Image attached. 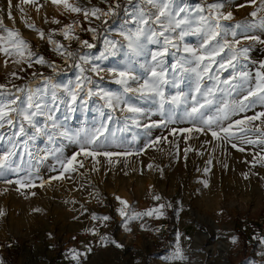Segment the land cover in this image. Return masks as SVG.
Wrapping results in <instances>:
<instances>
[{"label": "rangeland", "instance_id": "obj_1", "mask_svg": "<svg viewBox=\"0 0 264 264\" xmlns=\"http://www.w3.org/2000/svg\"><path fill=\"white\" fill-rule=\"evenodd\" d=\"M118 1L69 0V3L82 9L107 11L110 5L115 8ZM215 2L219 0H177V4L192 10L204 7V15H208L207 5ZM259 3L260 0H256L255 5L249 0H228L231 6L226 5L222 9L231 11L232 19L220 21L223 27L217 41L223 43L226 39L234 42V32L235 39L241 41L237 48L248 47L249 52L247 60L238 58L235 69L216 73L218 65L214 64L213 74H218L221 80L233 72L246 71L253 77L251 84L254 86L255 73L259 63L264 61V43L245 37L256 36L264 41V28L259 26L264 11H259L256 17L251 16L259 8ZM241 4L244 6L239 7ZM158 7L147 3V0H133L98 37V30L108 16L99 20L91 16L85 19L83 12L65 10L62 3L54 4L52 0H30L28 3L12 0L13 19H8L7 0H0V18L4 27L18 31L37 56H43L46 61L43 65L36 64V57H33V66L28 67L27 63H13L12 58L0 53V84L7 88L27 84L23 92L16 93L17 88L13 92L20 96V103L23 104L28 89H31L48 108L54 110L57 123L61 126L59 131L79 136V142L58 134L53 141H49L47 136H38L28 141L27 150L22 143L27 137L19 138L17 155L12 157L14 168L19 170L7 171L6 178L16 180L30 176L35 186L21 188L0 180V210L5 213L0 217V260L3 264H77L72 258L73 252L81 254L79 264H264V243L261 242L264 234L257 235L254 224V219L264 220V165L254 159L257 153L264 155V146L233 140L238 148H245L241 152L224 140L213 139L210 132L179 131L201 126L199 121L190 122L184 115V109L192 105L193 96L203 102V98L194 91L195 82L191 77H186L179 88L185 99L178 106L165 104V115H161L158 104L140 100L134 93H125L124 86L116 82L118 76L110 71L129 70L138 78L146 76L145 67L151 63L150 54L159 45L145 40L139 54H134L128 49L122 33H132L140 27V9H143L146 18L154 19ZM162 19L167 25V19ZM54 20L59 23H53ZM27 24L42 30L45 38L41 39L38 31L27 27ZM66 25L74 26L70 35L79 37L78 40H67L60 34ZM89 27L96 29L95 38L92 32L87 31ZM148 27L159 30L151 20ZM49 34L73 55L69 57L65 53L62 56L54 51L53 45L48 42ZM176 34L166 33L173 37ZM203 38L201 34H190L177 42L182 51L185 45L199 48ZM82 40H87L94 47L82 46ZM106 42L114 43L115 48ZM228 55L229 50L225 49L221 57ZM82 56L88 57L87 63L81 60ZM176 58L169 55L165 58V65L175 63ZM5 60H8L7 65ZM68 62H72L70 70L48 80L42 78L43 74L52 73ZM94 66L101 71L92 72ZM13 72L15 77L11 75ZM84 77L90 78V82L84 81ZM78 78L84 84V91L79 92L77 102L72 105L75 111H69L70 97L65 89H75ZM212 83L205 79L204 86H211ZM52 85L56 86L55 101L52 100ZM129 85L136 88L138 82L130 80ZM247 87L245 84L243 89L229 97L217 92L216 102L202 110L205 118L218 114L222 99L238 102L247 94ZM89 88L93 93H108L130 100L144 108L145 114L137 117L138 125L132 124L131 120L125 119L130 114L121 111L123 104L110 108L100 95L87 96ZM177 91L168 87L166 96ZM170 108L174 109L171 116L175 123L144 127L167 120ZM260 112H264V105L257 102L249 110L230 117L222 124L227 126L231 121ZM19 119L17 117V128ZM36 119L43 126L45 117L38 116ZM102 124L107 128V139L101 138L104 146L98 150L119 155L93 158L80 154L77 161L82 162L83 167L75 164V171L49 183L51 177L62 171L60 161H66L80 152L85 134ZM247 127L253 129L248 138L264 139L254 131L256 127L264 131V117ZM173 129L176 132L173 133ZM15 130L6 126L0 130V135L7 138ZM213 130H218L215 125ZM27 131L31 135L33 130L27 128ZM232 131L240 134L238 127ZM9 147L7 139L0 141V155L6 153ZM85 147L89 150L94 148ZM204 181H207L206 187ZM156 196L160 199H154ZM117 197L126 201L127 207ZM121 209L126 213L123 217ZM150 210L153 211L152 216L129 219ZM93 214L109 219L93 220ZM101 237H107L108 242L102 243ZM233 237L236 238L235 243L232 242ZM112 240L122 247H116ZM2 243L17 247V254L9 258L10 261L5 258ZM177 244L183 253L182 260L173 258ZM89 247L91 252H87Z\"/></svg>", "mask_w": 264, "mask_h": 264}, {"label": "snow or ice", "instance_id": "obj_2", "mask_svg": "<svg viewBox=\"0 0 264 264\" xmlns=\"http://www.w3.org/2000/svg\"><path fill=\"white\" fill-rule=\"evenodd\" d=\"M24 2L28 3L30 0H24ZM52 2L54 4L62 3L65 10H70L73 13L83 12L85 19H88L91 16L99 20L102 16H111L115 14V8L111 5L108 7L107 11H103L99 8H92L90 10L82 9L81 7L70 4L69 0H52ZM147 3L153 5L154 7L159 5L154 19L152 17L146 18L143 9H140V27H138L135 32L128 34L122 33V35H124V38L127 41L128 49L134 54H139V52L142 50L145 40H147L149 43L157 44L159 47L155 51L151 52V63L145 67L146 76L143 78H138L129 70H120L118 72H115V70H110L118 76L116 82L124 86V92L134 93L137 95L138 99L145 102L158 104L160 114L165 115V104L178 106L185 99L183 93L179 91V88L186 77H191L195 82L194 91L203 98V102H200L196 96H193L192 105L190 108L186 107L184 109V115L185 118H187V120L190 122L195 123L196 121H199L201 126L180 129L179 131L192 132L195 130L196 132L200 133L210 132L213 139L224 140L227 143H230L232 148H238V145L232 142L233 140H239L242 144L264 146V139L258 138L253 140L248 138L249 133L252 132L253 129L247 127V125L251 124L253 121L264 117V112L257 113L255 116H249L243 119L231 121L227 124V126L222 124L223 121L230 120V117L249 110L257 102L264 105V61L259 63V69L256 71L254 77V86L251 84L253 77H251L250 73L246 71L240 72L238 74L233 72L231 76L223 80L220 79L218 74H213L214 64L218 65V67L215 69V72L219 73L220 71H227L228 68L235 69V62L239 57H243L246 60L248 59L247 54L249 52V48H237V45H239L241 41L235 39L236 34L234 32L232 33L234 42H229L225 39L223 43H220L216 39L221 35V29L223 27L220 21L232 19L231 11H222L226 5L231 6L228 4V0H219V2L208 4V15L203 14L205 12L204 7L198 6L195 10H192L186 6H183L182 4H177V0H147ZM249 3L255 5L256 0H249ZM238 6L243 7L244 5L241 4ZM7 7L8 19H13L11 14L12 0H7ZM115 7L118 8L119 5L117 4ZM21 11L23 10L21 9ZM37 11H39V8H37ZM259 11H264V0H260L259 8L256 11H253L251 16L256 17ZM162 18L167 19V25H165ZM150 20L152 23L158 25L159 30L148 27ZM103 22L106 23V21ZM53 23H59V21L54 20ZM259 26L264 28V18H260ZM27 27L38 31L41 39L45 38V33L42 30L35 29L34 25L27 24ZM237 27H240V25H237ZM177 29H179V32H177ZM72 31H74V26L66 25L65 28L61 30L60 34L63 35L67 40H78L79 37L70 35V32ZM87 31L92 32L93 38H95L96 29L89 27ZM0 32L3 33L0 34V53H3L6 57L12 58L13 63H27L28 67H32L33 57H36L34 61L36 64L43 65L46 63L44 57L37 56V54L32 50L30 44L21 37L18 31L4 27L2 18H0ZM173 32L177 33L175 37L166 35V33ZM190 34H201L204 38L202 39L199 48L185 45L181 51V46L177 41H183L184 37ZM245 39L264 43V41H261L259 37L256 36L245 37ZM213 41H216V43L213 44ZM48 42L53 45V50L57 51L60 55L63 56L65 53L69 57L73 55L72 52L65 49L63 44L53 40L52 34H49ZM80 43L82 46L87 48L94 47V45L89 43L87 40H82ZM106 43H108L110 47L115 48L114 43ZM173 49L175 50L174 52L171 51ZM225 49L229 50V55L226 58L221 57V54ZM169 55L177 56V58L175 63L171 64L170 66H166L165 58ZM217 57H221V59L217 60ZM81 60L87 63L88 57L82 56ZM7 63L8 60H5L6 65ZM81 71L83 72V69H81ZM91 71L94 73H99L101 69L94 66L91 68ZM11 75L15 77L16 73L13 72ZM83 79L84 81L90 82V78L88 77H84ZM140 79H142V83H139ZM205 79L213 82L211 86H204ZM130 80L138 82V87H131L129 85ZM245 84L248 85L246 89L247 94L244 95L242 99H240L238 102H229L227 99H222V106L217 109L218 114L215 117L209 116L205 118L204 112L202 110L216 102L217 92L222 93L224 97H229L239 89H243ZM221 85H223V87H221ZM168 87L175 88L178 91L171 96H166V88ZM52 88V100L55 101L56 86L52 85ZM23 91L24 89L21 88L16 89V93ZM80 91H84V84L79 78L75 89H65V92H67L68 96L70 97L69 111H75V108L72 107V105L77 102ZM16 93H13L11 90L7 89L6 85L0 84V130L4 129L6 126L9 129H17L12 131L11 135L7 138L4 135H0V141L7 139L10 145L7 152L0 155V180L9 185L16 184L21 188L30 186L34 187L35 184L31 180L30 176L18 178L16 180L6 178L7 171L19 170L18 167L14 168V162L12 160V157L17 155L16 149L19 138L21 136L27 137V139L22 141L25 150H27L28 141L34 140L38 136H47L49 141H53L58 134L60 137L70 140L76 139L77 142H79V136L73 137L69 135L67 131H59L61 126L57 123L54 110L52 108H48V105L42 101L41 97L37 93H34L31 89H28V93L23 104L20 103L21 98ZM94 94L100 95L101 98L106 101V105L110 108H114L118 104H123L121 111L130 114L126 116L125 119L131 120L132 124L138 125L137 117L143 116L145 114L144 108L132 103L130 100H122L121 97L108 93H93L90 88L86 92V95L89 97ZM45 109H47V111H45ZM168 111L170 114L167 120H162L159 123L154 122L151 124H146L144 127L154 128L166 126L168 123H175L176 121L173 120L171 116V113L174 112V109L170 108ZM38 116L45 117V123L43 126H41L36 119ZM17 117L20 118L18 128ZM25 125H27V128H31L33 130L31 135H29ZM213 125H215L218 130H213ZM234 127L239 128V135L232 131ZM106 131V126L102 124L91 133L85 134L84 141L81 144L80 152L71 156V158L67 159L66 161H60L62 171H60L59 175L51 177L48 182L50 183L51 180L62 179L65 173L75 171V164H79L80 167H83V163L77 161V156L80 154H83L85 157L91 156L93 158L98 155H104L107 157L119 155V153H113L111 151L98 150L104 146V140L101 138L103 137L104 139H107L105 136ZM254 131L260 133L261 136H264V131H262L259 127H256ZM174 132H176V129H173V133ZM85 145L94 146V148L93 150H89L87 147H85ZM238 150L244 152L245 148L239 147ZM254 159L256 160V163L264 165V155H259V153H257ZM209 163L211 162L209 161ZM149 167H151V165H149ZM205 171L207 172L209 169H205ZM245 178L247 179V174H245ZM41 183L43 184L44 182L42 181ZM204 185L205 187L207 186V181H204ZM154 199L159 200L160 197L156 196ZM117 200H120V203L127 207L126 201L121 200L119 197H117ZM160 207H163V205ZM36 211L39 210L37 209ZM4 215L5 213L0 210V217ZM120 215L122 217L126 215L123 209L120 210ZM142 215L152 216L153 211L150 210L146 213H138L129 217V219H136ZM92 219L108 220L109 217L105 216L101 218L93 214ZM101 241L102 243L106 244L108 242V238L101 237ZM232 242H236L235 237L232 238ZM261 242L264 243V240ZM111 243H113L116 247H122V245H120L115 240H112ZM91 251L92 248L89 247L87 252ZM80 255L81 254L79 253L73 252L72 258L77 261V264H79ZM84 255L86 258V254ZM173 258L181 260L184 258L179 244H177L176 252L174 253ZM0 264H3L2 260H0Z\"/></svg>", "mask_w": 264, "mask_h": 264}, {"label": "trees", "instance_id": "obj_3", "mask_svg": "<svg viewBox=\"0 0 264 264\" xmlns=\"http://www.w3.org/2000/svg\"><path fill=\"white\" fill-rule=\"evenodd\" d=\"M131 2H133V0H119L117 2V4L119 5V7L118 8L115 7V14L114 15H111V16H108V18L105 20L106 23H103L102 26L99 28V30H98V37L100 36L101 31L104 28H106L111 22H113L119 15H121L122 12H123V8L125 6H127L128 4H130ZM97 41H98V39L96 40V42ZM71 63L72 62H68L67 65H65L64 67L56 68L55 71L52 72V73L43 74L42 75V78L48 80V79H51L53 77H56L61 72H66V71L70 70L71 65H72ZM26 87H27V84L22 83V84L18 85L16 88L25 89ZM16 88H13L12 87V88H7V89L11 90V92H15V89ZM237 234H239V233H237ZM1 245H2V250L4 252L5 258L8 261H10L9 258H14L15 257V255L17 254V247H14L13 245H10L8 243H2Z\"/></svg>", "mask_w": 264, "mask_h": 264}, {"label": "built area", "instance_id": "obj_4", "mask_svg": "<svg viewBox=\"0 0 264 264\" xmlns=\"http://www.w3.org/2000/svg\"><path fill=\"white\" fill-rule=\"evenodd\" d=\"M53 58H56V55H53ZM254 224H255L256 234L263 235L264 234V220L261 218L254 219Z\"/></svg>", "mask_w": 264, "mask_h": 264}]
</instances>
